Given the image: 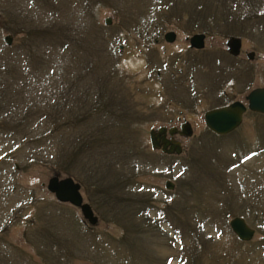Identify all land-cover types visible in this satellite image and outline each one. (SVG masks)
Wrapping results in <instances>:
<instances>
[{"label":"rangeland","instance_id":"rangeland-1","mask_svg":"<svg viewBox=\"0 0 264 264\" xmlns=\"http://www.w3.org/2000/svg\"><path fill=\"white\" fill-rule=\"evenodd\" d=\"M261 86L264 0H0V264H264V114L224 135L203 118ZM183 120L180 154L151 148V128Z\"/></svg>","mask_w":264,"mask_h":264},{"label":"water","instance_id":"water-1","mask_svg":"<svg viewBox=\"0 0 264 264\" xmlns=\"http://www.w3.org/2000/svg\"><path fill=\"white\" fill-rule=\"evenodd\" d=\"M110 20H106L109 22ZM165 40L173 42L175 40V32L168 31L165 33ZM205 34L196 33L189 38L191 47L201 49L204 47ZM6 43L11 42V36L4 37ZM227 47L232 55H238L241 49V39L238 37L228 38ZM254 53L249 52L247 57L253 59ZM247 104L243 102L234 101L228 105L210 109L205 112L204 120L206 126L216 134L224 135L236 127L242 121V115L247 108L256 113L264 114V87L253 88L245 97ZM192 127L188 121L181 124L180 136L189 137L192 135ZM177 128L175 126L166 127L159 126L149 130V140L151 148L155 150L161 149L162 152L167 154H180L182 152V145L179 140L173 139ZM166 134L171 136V139L165 138ZM162 143V144H161ZM163 145V146H162ZM169 146V148H167ZM174 184L170 180L165 182V187L168 189L173 188ZM49 192L54 194L56 200L59 202L70 203L78 207L83 217L89 224L95 225L98 217L94 214L89 203L83 201L80 192V184L70 176L59 177L58 175L51 176L46 185ZM230 228L237 235L240 240H251L254 229L248 226L245 219L240 216H235L229 221Z\"/></svg>","mask_w":264,"mask_h":264},{"label":"flooded vegetation","instance_id":"flooded-vegetation-1","mask_svg":"<svg viewBox=\"0 0 264 264\" xmlns=\"http://www.w3.org/2000/svg\"><path fill=\"white\" fill-rule=\"evenodd\" d=\"M165 33L163 34V38H164V40H165ZM190 38V37H189ZM157 40H158V38H155V42H157ZM228 40V39H227ZM175 41V40H174ZM173 41V42H174ZM189 41V40H188ZM227 42V41H226ZM205 44V43H204ZM189 48H193V47H191V45L189 44ZM193 49H195V48H193ZM199 50H201V49H199ZM228 52H229V54L230 55H232L231 53H230V51H229V49H228ZM240 53H241V49H240ZM239 53V54H240ZM232 56H234V55H232ZM238 56V55H237ZM246 56H247V54H246ZM248 94V93H247ZM246 97V95L244 96V98ZM246 100V99H245ZM234 101H240V100H238V99H233L232 101H230V102H228V103H226V104H223V105H220V106H216V107H213V108H217V107H221V106H225V105H228V104H230V103H232V102H234ZM240 102H242V101H240ZM244 103V102H243ZM246 104V103H245ZM213 108H210V109H213ZM210 109H208V110H210ZM208 110H206V111H208ZM248 110V109H247ZM247 110L245 111V112H247ZM205 111V112H206ZM205 112H204V115H205ZM244 112V113H245ZM244 113H243V115H244ZM204 115H203V118H204ZM243 115H242V121H243ZM185 121H188V120H183L181 123H180V125H179V127H177V126H175L176 128H177V132L175 133V135H174V137H173V139H176V140H179L178 139V136H180V131H181V124L183 123V122H185ZM242 121H241V123H242ZM189 122V121H188ZM190 123V122H189ZM204 123H205V120H204ZM240 123V124H241ZM191 124V123H190ZM206 125V124H205ZM159 127V126H158ZM167 127V126H166ZM169 127H171V126H169ZM191 127H192V125H191ZM157 128V127H156ZM193 130V129H192ZM209 130V129H208ZM211 131V130H210ZM193 132V131H192ZM165 138H167V139H171L172 137L171 136H169L168 134H166V136H165ZM180 141V140H179ZM162 144V143H161ZM182 145V144H181ZM163 146V145H162ZM167 148H169V146L167 147ZM159 150H161V149H159Z\"/></svg>","mask_w":264,"mask_h":264},{"label":"bare ground","instance_id":"bare-ground-1","mask_svg":"<svg viewBox=\"0 0 264 264\" xmlns=\"http://www.w3.org/2000/svg\"><path fill=\"white\" fill-rule=\"evenodd\" d=\"M45 14H47V11L46 12H44V11H39L38 12V14L36 13L35 14V19H37V20H39V19H41V20H44V17L46 16ZM45 20H46V17H45ZM241 126V125H240ZM235 131V130H234ZM176 136V135H175ZM84 201V200H83ZM173 231H175V233L176 234H178V229L177 228H174V230ZM181 231V230H180ZM163 241H164V238H163ZM164 243V242H163ZM162 243V244H163ZM187 246H186V249L188 250V251H190L191 250V245H189V242L187 243V241H186V243H185ZM178 251V248H176L175 247V251ZM170 253V252H169ZM177 253V252H176ZM171 257H174V260H182V261H189V259L187 258V257H183L181 254H180V252L178 253V255L177 256H175L174 254H170V256H169V258H171Z\"/></svg>","mask_w":264,"mask_h":264}]
</instances>
